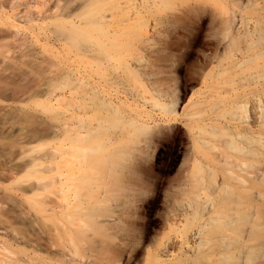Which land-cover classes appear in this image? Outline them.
<instances>
[{"label":"bare ground","instance_id":"obj_1","mask_svg":"<svg viewBox=\"0 0 264 264\" xmlns=\"http://www.w3.org/2000/svg\"><path fill=\"white\" fill-rule=\"evenodd\" d=\"M43 2L0 0V26L10 36L18 37L23 24L38 20V12L30 10L39 11ZM111 2L118 4L119 0ZM21 7L25 11H18ZM73 11L60 18L59 41L65 47L76 45L79 39L88 42L91 82L86 101L90 116L69 113L70 102L65 105L63 97L52 99L49 94L39 103L40 111H36L50 114L48 123L40 119L42 115L34 113V117L27 109L10 115L17 124L10 123L15 126L8 130L0 126V137L8 132L4 136L7 142L0 139V181L12 178V185H17L23 211L14 222L27 223L26 230L22 228L25 234L9 229V240L0 236L4 240L0 242V264H124L125 259V264H248L255 251L259 261L254 264H264V48L242 57L241 63L258 59L263 71L255 87L244 79L232 83L236 88L232 87L224 99L229 114L226 120L221 121L220 115H205L204 106L212 98H201L200 92L189 89L187 80L182 89H189V100L195 97L197 102L178 115L177 96L162 89L154 79L156 75L145 71L142 57L137 54L140 48H150L154 36L165 33H85L72 20ZM99 25L96 27L102 28ZM229 41L231 46L236 39L231 36ZM25 44L20 41L22 49H27ZM49 54L53 56V52ZM56 54L53 58L61 61ZM37 70V76L33 74L31 78H35L27 80L29 86L17 87L13 96L26 91L40 93L35 87L42 70ZM240 70L242 74L246 72L244 68ZM62 81L66 87L71 78L64 73ZM137 86L150 98L140 100ZM246 108L249 122H239L236 114ZM177 117L186 121L191 145L184 161L197 183L185 182L178 187L183 198L160 218L174 236L167 235L148 250L141 237L127 242L128 235L123 234L134 232L139 225L136 212L140 208L136 203L144 202L138 197L143 176H149L151 171L147 151L143 153L140 146L146 144L149 149L167 142L166 153L174 162L183 148L177 141L183 140L174 124ZM18 175L21 176L17 178ZM221 192L231 204L238 199L246 202H242L246 223L235 227L233 213L220 219V206L212 195ZM110 198L121 200L119 213L108 207ZM5 201L16 202L13 196L3 193L0 202ZM259 218L263 221L261 229L254 223ZM191 220H197L198 226L190 228ZM212 225L224 227L217 233L222 235V242L216 249L209 245V238L215 235L209 231ZM140 253H144L142 258ZM172 253L176 256L168 260Z\"/></svg>","mask_w":264,"mask_h":264},{"label":"rangeland","instance_id":"obj_2","mask_svg":"<svg viewBox=\"0 0 264 264\" xmlns=\"http://www.w3.org/2000/svg\"><path fill=\"white\" fill-rule=\"evenodd\" d=\"M41 4L38 7L39 11L30 10L32 13L38 12V20L23 24L22 33H19L18 37L10 36L0 26V126L3 129H9L13 123L15 124L13 116L16 112L20 114L28 109L27 111H32L31 114H37L40 111L39 103L43 102L49 94L52 99L63 97L66 104L64 102L62 105H67V102H70L71 108L67 109L69 113L85 115L87 118L90 116L88 101H86L91 82L88 42L79 39L77 40L79 42L76 41V45L71 43L72 45L69 44L65 47L59 41L61 39L60 32L58 33L61 31L59 30L60 18L71 9L75 14L72 16V20L81 25L85 33H165L162 37L154 36L150 42V48H140L137 54L142 57L141 65L145 71L156 75L154 79L160 82L162 89L174 92V95L177 96L176 114L178 115L182 114L184 108L197 102L195 97L189 100L192 94L189 89L193 88L195 92L201 93V98L203 96L212 98L208 99L210 102L204 106L205 115H220V120L224 121L229 116L225 111L224 99L232 92V87L236 88L232 83H238L244 79L250 84V87H255L261 78L263 69L259 66L258 59L244 63H241V59L244 55H252L264 48V0H119L118 4H113L111 0H44ZM24 8L21 7L18 11L23 12ZM0 17H2L1 14ZM99 24L102 25V28L96 27ZM231 36L236 41L234 45L230 46ZM20 41L26 43L27 49L25 47L23 49L28 52L21 48ZM228 44L229 49L226 50ZM40 46H44V48L41 49ZM50 52H53V56L58 53L56 56L59 55L58 58L61 61L56 62L58 59L55 60L49 54ZM52 58L53 62L60 64H54ZM119 59L123 60L122 57ZM127 59L130 61V58ZM236 62L241 63V67H236ZM135 64L138 65L136 62ZM39 68L42 73L37 78L36 82L40 81V83L35 88L40 93L35 95L31 91H26L24 94L18 93V96H13L16 93L14 90L18 91L19 87L25 88L24 86L28 85L27 80L31 81L30 79L35 78L33 76L36 75L35 72ZM241 68L246 69L244 74L241 73ZM31 72L33 73L30 74ZM64 73L71 78V82L66 87L62 81ZM31 75H33L32 78ZM20 77L21 79H19ZM185 80L190 83L189 89L186 91L182 89V83ZM140 88L137 86V93H140L139 99L143 100L144 97L149 99L150 95L143 93ZM159 113L160 111L155 109V114L159 115ZM37 115L41 116L42 114L38 113ZM49 115L48 113L43 114L40 119L47 122ZM249 118L247 108L236 114V119L239 122H249ZM177 119L178 122L174 123L179 128L177 135L183 138L182 141L179 138L177 141L182 144L183 148L179 150L180 156L174 162L170 161L166 153L167 142L152 145L149 149L146 144H144L146 146L143 144L140 146L143 153L148 152L145 153V156L149 158L147 160L151 171L149 176H143L142 191L138 197V200L144 202L136 203L140 208L136 212L139 225L134 232L127 231L123 234L128 235L125 238L127 242L141 237L139 239L148 250L154 249L155 244L160 240L164 241L167 235L174 236V233L169 232L163 226L160 218L173 205H176V201L183 198L181 189L178 187H181L185 182L197 183V179L193 178L194 175L190 176V173L187 172L188 164L184 161L188 158V154L187 157L185 154L189 152L191 145L187 137L186 121L184 118L177 117ZM33 123L34 121H32ZM30 125L28 124V126ZM25 126L28 128L27 125ZM6 132L4 133L6 134ZM5 134L0 137L2 143L7 142V139L4 138ZM20 176L18 175L17 178ZM12 181V178L8 181H0V195L9 194L16 201L0 202V218L2 220L0 221V236L5 237L3 239L6 240L10 239V233H6L9 229L19 230V233L25 234L26 231H23L22 228L25 230L27 228L25 221H23L25 223L21 222L22 220L14 222L16 215L20 216V210L23 211V206L20 204L21 193L16 192L17 185H12ZM210 191H208L209 194L212 193ZM212 199L222 209L218 207V211L216 210L220 219L228 214L232 216L233 213L236 220L235 227L244 224L245 218L243 219L242 215L245 211L244 200L238 199L235 201L236 204H231L226 200V194L223 192L217 193L215 196L212 195ZM120 203L119 198H110L107 205L110 208L112 206L111 209H115V213H119V208L122 205ZM229 209L231 212H228ZM122 219L125 220V217ZM254 223L257 228L258 226H260L259 229L262 228L261 218L256 219ZM197 224V220L193 222L191 220L189 226L195 228L198 226ZM179 225L181 226V224ZM126 226V224L123 225L124 228ZM221 226L212 225L209 228V231L215 233L209 238L211 240L209 245L211 244V247L215 249L222 242V235L217 234L223 230L224 227ZM125 229L128 230L127 227ZM1 239L0 242L4 241ZM256 253L258 251L249 256L248 264L259 261ZM143 255L144 253H140L139 257L142 258ZM173 255L176 256L175 253H172L168 260H173Z\"/></svg>","mask_w":264,"mask_h":264}]
</instances>
